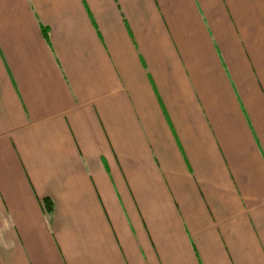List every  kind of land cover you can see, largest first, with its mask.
Segmentation results:
<instances>
[{"label": "crops", "instance_id": "crops-1", "mask_svg": "<svg viewBox=\"0 0 264 264\" xmlns=\"http://www.w3.org/2000/svg\"><path fill=\"white\" fill-rule=\"evenodd\" d=\"M0 264H264V0H0Z\"/></svg>", "mask_w": 264, "mask_h": 264}]
</instances>
